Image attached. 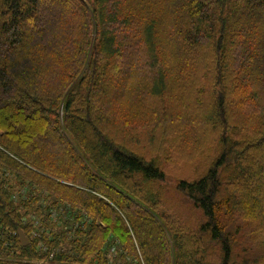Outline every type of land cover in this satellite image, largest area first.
Wrapping results in <instances>:
<instances>
[{
	"label": "trees",
	"instance_id": "1",
	"mask_svg": "<svg viewBox=\"0 0 264 264\" xmlns=\"http://www.w3.org/2000/svg\"><path fill=\"white\" fill-rule=\"evenodd\" d=\"M0 264H264V0H0Z\"/></svg>",
	"mask_w": 264,
	"mask_h": 264
},
{
	"label": "rangeland",
	"instance_id": "2",
	"mask_svg": "<svg viewBox=\"0 0 264 264\" xmlns=\"http://www.w3.org/2000/svg\"><path fill=\"white\" fill-rule=\"evenodd\" d=\"M203 136L205 141L201 145L186 144L180 149L176 146L179 143L177 140H171L168 137L161 139V146L164 149L159 154L161 156L168 154V160L163 161L161 166L166 176L165 180L160 182L163 207L165 210L177 212L190 221L194 220L195 214L186 205L181 204L187 201L184 198L182 202L177 191L174 190V185L180 178L191 179L202 174L214 159L217 148V141L214 140L215 133L204 130ZM6 174L9 175L7 178L13 177L11 171H7Z\"/></svg>",
	"mask_w": 264,
	"mask_h": 264
},
{
	"label": "water",
	"instance_id": "3",
	"mask_svg": "<svg viewBox=\"0 0 264 264\" xmlns=\"http://www.w3.org/2000/svg\"><path fill=\"white\" fill-rule=\"evenodd\" d=\"M19 242L21 245H25L28 242V239L20 230H19Z\"/></svg>",
	"mask_w": 264,
	"mask_h": 264
}]
</instances>
